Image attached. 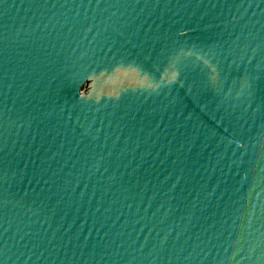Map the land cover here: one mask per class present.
<instances>
[{"label": "water", "instance_id": "1", "mask_svg": "<svg viewBox=\"0 0 264 264\" xmlns=\"http://www.w3.org/2000/svg\"><path fill=\"white\" fill-rule=\"evenodd\" d=\"M0 264H264V0H0Z\"/></svg>", "mask_w": 264, "mask_h": 264}]
</instances>
